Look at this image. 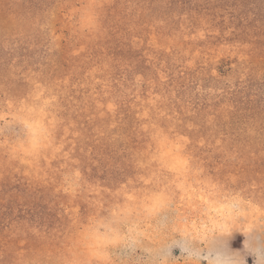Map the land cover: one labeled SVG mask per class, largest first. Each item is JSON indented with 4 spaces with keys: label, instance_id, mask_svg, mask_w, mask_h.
<instances>
[{
    "label": "rangeland",
    "instance_id": "rangeland-1",
    "mask_svg": "<svg viewBox=\"0 0 264 264\" xmlns=\"http://www.w3.org/2000/svg\"><path fill=\"white\" fill-rule=\"evenodd\" d=\"M5 9L0 264H264V179L232 150L264 146V62L217 35L218 0ZM117 94L129 147L83 179L90 140L73 128L96 113L118 139Z\"/></svg>",
    "mask_w": 264,
    "mask_h": 264
},
{
    "label": "trees",
    "instance_id": "trees-1",
    "mask_svg": "<svg viewBox=\"0 0 264 264\" xmlns=\"http://www.w3.org/2000/svg\"><path fill=\"white\" fill-rule=\"evenodd\" d=\"M218 8L221 13L219 15L217 35L224 40L235 39L252 45L253 49L257 50L254 54L255 57L258 61L264 62V0H218ZM12 20L13 16L6 12V9L0 10V26L3 28H10L12 26ZM74 73L76 74L75 71L72 72V74ZM120 79L121 81H125L127 78L122 77ZM114 88L115 87H113V90ZM117 96L118 94L116 97H112L111 100H108L105 97L104 101L106 103H117ZM230 106H232V109H236V105ZM78 108L80 109V107ZM224 108H226L225 105ZM111 115L121 123V113L118 110V103L116 104L115 110L111 112ZM251 117L254 118V116ZM102 124H104L103 120L98 114L93 113L91 119H89L84 126L79 124L73 128L75 131L82 132L79 136L83 135V137H88V140H90V147L88 149L89 157L85 159L79 158L81 165L80 174L83 179L85 176L88 177L86 169H91L92 176L100 175L102 176L101 178L111 174L112 172H110V170L113 168V165L111 164L112 161L117 155L126 153L127 147H129V145L125 143L130 140L132 135L122 123L117 126L122 137L119 135L118 139L113 138L112 141H108L104 136L97 133V130L103 128ZM103 130L104 132L109 133V129ZM228 133L230 132L228 131ZM230 134L236 135L234 133ZM52 137L59 139L56 132H53L50 135L51 139ZM259 143H256V141H237L234 142L232 150L240 159H242V162L239 165L240 174H248L252 176V178L253 176L259 175L263 180L264 146H262V142ZM223 147H226V145ZM91 157L94 162H98V165L92 164L91 166L89 164Z\"/></svg>",
    "mask_w": 264,
    "mask_h": 264
}]
</instances>
